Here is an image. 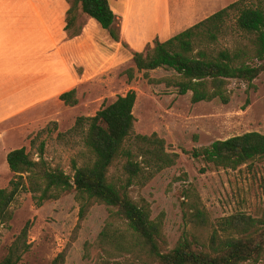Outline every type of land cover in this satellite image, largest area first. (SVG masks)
<instances>
[{"label": "rangeland", "instance_id": "obj_1", "mask_svg": "<svg viewBox=\"0 0 264 264\" xmlns=\"http://www.w3.org/2000/svg\"><path fill=\"white\" fill-rule=\"evenodd\" d=\"M67 1L69 5L72 2ZM179 1L171 0L168 4L162 0H109L118 16L113 26L124 34V39L119 36L120 49L113 54H108L113 48L108 32L95 19L87 15L77 19L74 32L87 23L91 35L101 40L102 52H107V57L102 60L92 56L88 78L76 91L77 104L70 109L63 105L54 107V120H51L55 122L54 126L49 125L47 130L41 131L49 121L29 134L23 143L16 139L18 141L8 146V141H2L0 188L7 187L13 176L4 154L6 147L24 146L38 159L37 147L43 142V158L48 165L73 174V162L81 166L91 154L79 137L74 136L71 143H65L56 139L57 134L69 130L78 116H92L118 95L133 89L136 92L134 133L149 135L156 132L165 140L167 150L179 155L174 165L160 170L145 184L134 183L128 188L137 204L149 207L150 219L160 222V249H172L184 235L190 240L205 241L219 218L237 212L261 218L264 214V157L236 169L215 168L185 151L248 131L264 133V72L253 81L255 89L248 88L245 82L231 80L232 95L227 104L217 99L191 103L190 92L179 95L163 83L149 84L142 72H136L135 78L128 83L122 74L124 69L134 67L133 51H143L155 40L164 41L200 21L194 13H180ZM233 1L221 0L217 9ZM126 7H129L128 12ZM233 17L227 21L230 30L235 29ZM226 36L219 39L218 48L232 45L231 35ZM171 73L164 68L149 71L151 77ZM35 136L36 142L32 146L30 140ZM122 164L121 158L115 161L108 176L116 181L124 180L126 174ZM201 168L205 170L201 171ZM194 202L207 213L209 224L206 227L190 221ZM10 209L11 219L0 224V260L28 223L25 241L30 247L22 253L18 264H50L67 244L69 248L63 264H155L146 258L145 250L139 251L140 246L134 245L135 237L126 223L115 215V209L101 203L91 206L72 238L79 210L74 190L40 206L35 204L29 192H21ZM104 231L105 239L101 241L100 235ZM240 264H264V257Z\"/></svg>", "mask_w": 264, "mask_h": 264}, {"label": "trees", "instance_id": "obj_2", "mask_svg": "<svg viewBox=\"0 0 264 264\" xmlns=\"http://www.w3.org/2000/svg\"><path fill=\"white\" fill-rule=\"evenodd\" d=\"M80 13L95 19L108 32L112 44L119 42L120 31L113 26L116 16L108 0H72L64 18V29L70 36L76 34L74 29ZM232 15L234 30L227 24ZM227 34L231 35L232 45L218 48L219 39ZM132 60L134 67L122 72L128 83L136 72H142L149 84L163 83L179 95L190 92L191 103L217 99L227 104L232 95L231 80L245 82L248 88L255 89L253 81L264 72V0H235L168 39L155 40L145 50L133 51ZM157 68L173 73L151 77L149 71ZM59 99L65 105H76V89L61 93ZM135 100V90L129 89L94 115L78 116L69 130L57 134L56 139L65 143H71L74 136L79 137L91 154L81 166L73 162V174L48 165L43 158V142L37 147L38 159L24 146L9 150L6 162L13 176L7 187L0 188V224L11 219V204L21 192H29L40 206L74 190L79 210L72 238L91 206L101 203L115 209V215L135 237L134 245L140 246L139 251L145 250L146 258L155 264L259 261L264 257V214L254 218L237 212L221 217L207 240H190L184 235L172 249H160V222L150 219L149 207L137 204L128 188L134 183L145 184L160 170L174 165L179 155L167 150L165 140L156 132L134 133ZM49 125L54 126L55 122H49L41 131L47 130ZM35 142L36 136L31 138L30 144L33 146ZM185 152L193 158H201L209 166L236 169L264 157V133L248 131ZM119 158L123 160L122 169L126 174L122 181L108 176L109 168ZM191 207L190 221L206 227L209 224L207 213L196 202ZM28 227L27 223L22 228L0 264H18L22 253L30 247L25 241ZM104 239L105 231L100 235V240ZM68 248L69 244L50 264H63Z\"/></svg>", "mask_w": 264, "mask_h": 264}, {"label": "crops", "instance_id": "obj_3", "mask_svg": "<svg viewBox=\"0 0 264 264\" xmlns=\"http://www.w3.org/2000/svg\"><path fill=\"white\" fill-rule=\"evenodd\" d=\"M220 2L180 0L179 11L202 20L218 10ZM68 8L67 0H0V146L2 141L8 146L18 140L23 143L54 120V107L72 108L59 95L73 88L78 91L88 78L92 56L107 57L87 23L72 36L64 29ZM120 36L124 39L122 32ZM121 45V41L112 44L108 54ZM11 149L6 147L5 156Z\"/></svg>", "mask_w": 264, "mask_h": 264}]
</instances>
